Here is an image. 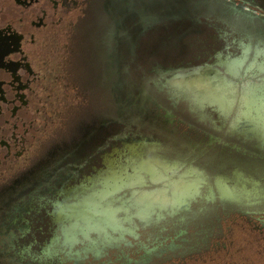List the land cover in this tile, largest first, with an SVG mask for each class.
<instances>
[{
	"label": "flooded vegetation",
	"instance_id": "1",
	"mask_svg": "<svg viewBox=\"0 0 264 264\" xmlns=\"http://www.w3.org/2000/svg\"><path fill=\"white\" fill-rule=\"evenodd\" d=\"M198 17L264 39V0H0V264H264V108L215 126L125 64ZM119 125L197 170L141 190L179 166L132 156L98 177Z\"/></svg>",
	"mask_w": 264,
	"mask_h": 264
},
{
	"label": "rangeland",
	"instance_id": "2",
	"mask_svg": "<svg viewBox=\"0 0 264 264\" xmlns=\"http://www.w3.org/2000/svg\"><path fill=\"white\" fill-rule=\"evenodd\" d=\"M172 26L180 29L142 38L135 56L126 60L125 64L130 68L135 81L141 77L147 78L157 89L165 91L172 102L191 117L212 122L215 126L228 121H240L250 100L253 108H264V39L228 29L222 20L203 17L180 20V24ZM251 43L256 45L250 47ZM239 61L244 66L241 80L238 79L239 69H236ZM253 99H256L255 102L259 101L258 104L253 103ZM221 104H226L227 107L222 109ZM113 132H103V139L111 140L114 137L117 140L108 143L98 177L108 173L110 163L114 161L117 166L127 165L128 170L132 171L129 166L132 156H150L179 166L177 173L163 184L145 185L141 190L168 187L174 178L187 171L197 170L194 166L166 159L159 154L144 152L149 146L163 142L160 136L145 129L119 125L116 137ZM131 145L135 148L132 149ZM87 184L91 186L88 181ZM129 190L125 188L120 195L127 202L131 198ZM46 198L45 194L38 195L40 203L45 202ZM44 213L47 215L49 211L44 210ZM126 215L121 213L120 218ZM156 216L157 214L152 218ZM47 226V221L40 220L38 243L31 239L27 243H34V247L38 245L39 250L45 247L52 228ZM24 245L22 244L23 247Z\"/></svg>",
	"mask_w": 264,
	"mask_h": 264
}]
</instances>
